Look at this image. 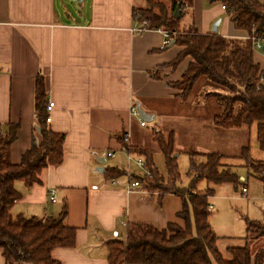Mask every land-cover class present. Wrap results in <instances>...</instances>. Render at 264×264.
<instances>
[{"label": "crops", "instance_id": "0c3cea01", "mask_svg": "<svg viewBox=\"0 0 264 264\" xmlns=\"http://www.w3.org/2000/svg\"><path fill=\"white\" fill-rule=\"evenodd\" d=\"M186 1L192 3L201 34L213 32L221 20L219 35L249 38L234 27L220 3ZM146 6L145 0H0V134L9 123L20 124L12 163L19 164L40 139L35 112L38 75L45 79L47 102L54 103L48 126L65 135L62 164L44 169L40 184L31 188L16 182L21 198L12 213L41 218L57 216L68 206L66 223L77 230L76 245L53 250L60 264H109L108 243L125 239L130 225L159 231L169 225L185 227L178 217L182 197L142 188L127 191L126 176L107 180L98 172L113 167L140 175L132 170L119 140L129 134L131 146L142 145L135 131L148 124L141 126L132 107L140 105L156 120L150 102L175 98L181 90H174V84L191 61L188 57L179 64L178 78V67L166 72L181 48L162 50L163 35L157 30L135 31L139 23L133 11ZM255 60L264 69V54L256 52ZM109 153L114 157L108 158ZM101 158L105 165L99 163ZM0 264H6L1 251Z\"/></svg>", "mask_w": 264, "mask_h": 264}, {"label": "trees", "instance_id": "16d2710c", "mask_svg": "<svg viewBox=\"0 0 264 264\" xmlns=\"http://www.w3.org/2000/svg\"><path fill=\"white\" fill-rule=\"evenodd\" d=\"M145 8H135L133 20L146 21L147 29L169 33L174 46L181 48L178 55L167 64L177 68L187 57L191 59L182 79L175 83L181 91L174 96L187 99L196 84L205 79L208 88L201 96L214 98L221 109L213 116V125L222 130L256 126L257 142L264 151V69L255 60L252 37L264 36V0H216L225 4L231 22L237 30L249 34L247 39L226 38L211 32L201 34L194 21L192 3L186 0H145ZM192 1V0H190ZM181 3L180 19L174 17ZM187 10L190 22L183 24ZM171 44V43H170ZM170 45L162 50L172 48ZM264 54V49H263ZM159 78V75H155ZM204 88V89H205ZM35 112L40 139L21 159L11 161V148L18 138L20 124L9 123L5 134H0V251L6 264H60L52 257L57 248H74L77 230L66 223L68 206L65 204L57 216H14L12 209L20 200L16 182L27 188L40 184V174L50 166L62 164L65 135L52 131L47 123L49 116L44 77L38 75L35 86ZM157 149L164 156L166 172L155 163V151L143 145H125L123 150L141 155L151 169L149 179H140L142 189L183 198L184 207L178 217L185 227L169 225L159 231L151 226L130 225L125 239L108 243L109 264H264V223L245 218V245L229 247L225 259L218 247L219 236L210 224V198L214 189L199 190L202 181L218 186L231 184L236 190L243 185L233 166H229L222 153L199 154L190 152L189 187L182 184L177 158L174 157L175 133L153 131ZM123 141V136L119 138ZM124 142V141H123ZM204 160L201 161L200 158ZM239 158L247 163L252 175L264 185V161L250 156V146H243ZM227 159V158H226ZM105 178L115 180L126 176L118 168H106ZM196 174V178H194ZM247 186H243V188ZM170 231V234H168Z\"/></svg>", "mask_w": 264, "mask_h": 264}, {"label": "rangeland", "instance_id": "374dc122", "mask_svg": "<svg viewBox=\"0 0 264 264\" xmlns=\"http://www.w3.org/2000/svg\"><path fill=\"white\" fill-rule=\"evenodd\" d=\"M68 1V7L71 8ZM170 6V3H166ZM216 6L217 4H211ZM183 24L190 22V10L186 11ZM223 19L225 17H222ZM218 20L216 23H220ZM215 23V24H216ZM214 24V25H215ZM214 27V26H213ZM212 27V29H213ZM256 52H254L255 54ZM188 58V57H187ZM175 69L172 66L166 68V72L171 73ZM174 72L178 78L180 69ZM184 73V71H183ZM181 73L180 75H183ZM206 80H200L187 99L179 96L171 99H161L151 101V105L156 109V120L146 122L148 127L135 131V135L142 139V145L155 151L156 164L162 173L166 172L163 154L157 149L153 139V131H160L165 134L173 131L175 133L174 157L177 156L178 166L181 173L182 185L189 187L190 179L188 171L190 168V152L199 154L222 153L229 166L237 167L234 170L241 180H245L243 185L236 190L231 184L214 186L206 181L199 183V190L214 189V195L210 198L211 217L210 224L215 233L219 236L218 247L225 259L230 256L227 252L229 247H241L245 245L246 223L245 218L264 223V185L252 175L249 176L250 168L247 163L239 158L243 146H250V156L253 159L264 161V151L260 149L257 142L256 126L251 128L222 130L213 125V116L221 112L214 98L201 96L202 92L213 90L208 87ZM174 90L178 86L173 87ZM205 88V89H204ZM133 107L138 108L136 105ZM50 123V122H48ZM124 137V136H123ZM126 160L127 159V153ZM135 158L141 156L132 154ZM143 157V156H141ZM201 157L200 160L203 161ZM111 159H107L110 164ZM129 162V161H128ZM130 163V162H129ZM132 170L139 174L134 163H131ZM122 178V177H120ZM126 178L132 181L131 174ZM196 178V174L194 176ZM128 181V182H129ZM247 186L243 188V186ZM245 191V192H244ZM170 234V231H168ZM264 245V240L261 242Z\"/></svg>", "mask_w": 264, "mask_h": 264}, {"label": "built area", "instance_id": "2783aa9c", "mask_svg": "<svg viewBox=\"0 0 264 264\" xmlns=\"http://www.w3.org/2000/svg\"><path fill=\"white\" fill-rule=\"evenodd\" d=\"M221 8L223 11H227L228 8L225 4L221 5ZM148 27V23L146 21L139 23L137 25V27L135 28V31L138 32H142L144 30H146V28ZM159 31L162 35H163V43H162V48L167 47L168 45H170L171 43V37L169 35L168 32L164 31V30H157ZM252 41H253V48H254V52H261L263 53V49H264V36L261 37L260 39L256 38V37H252ZM54 107V103L50 102L48 103V111L50 113L51 109ZM132 115L139 117V112H138V108L136 107H132ZM51 121L50 115L47 118V123ZM141 126L145 127L146 126V122L145 121H140ZM123 141L126 145H131V138L129 136V134H124L123 137ZM127 159L130 163H134L135 166L137 167V169L140 171L141 174V178L144 179H149L152 177V173H151V169L148 167V164L145 160L144 157H137L135 158L132 154V152H127ZM108 158H112L114 157L113 153H109L107 155ZM133 179V178H132ZM127 191H131L134 188H141L142 187V183L140 179H133L132 181H129L126 185H124ZM245 192V191H244ZM54 191L51 193V197L50 199L53 200V195H54Z\"/></svg>", "mask_w": 264, "mask_h": 264}, {"label": "water", "instance_id": "95a60500", "mask_svg": "<svg viewBox=\"0 0 264 264\" xmlns=\"http://www.w3.org/2000/svg\"><path fill=\"white\" fill-rule=\"evenodd\" d=\"M216 0H210L211 3L215 2ZM180 13H181V3H179L176 7V10L174 12V17L176 19H180ZM218 28H219V23H216L212 29L213 32H217L218 31ZM174 45V42H171L170 44V47H172ZM138 107V112H139V117L142 121H145V122H152L153 121V118H154V115L152 114H148L146 113L144 110H142V108L140 107V105L137 106ZM175 158H177V156H175ZM99 163L102 164V165H105L106 164V160L101 158V159H98ZM98 172L100 173H104V168H99L98 169Z\"/></svg>", "mask_w": 264, "mask_h": 264}]
</instances>
